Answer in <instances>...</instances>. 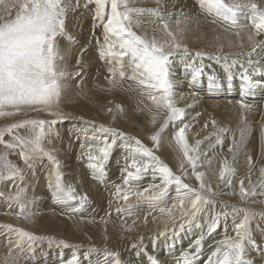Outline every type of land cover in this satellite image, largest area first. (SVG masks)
Masks as SVG:
<instances>
[{
    "label": "rangeland",
    "instance_id": "obj_1",
    "mask_svg": "<svg viewBox=\"0 0 264 264\" xmlns=\"http://www.w3.org/2000/svg\"><path fill=\"white\" fill-rule=\"evenodd\" d=\"M188 1H191V5L196 8L190 11L187 10L186 7L189 5L181 3L186 2V0H159V4L158 0H129V6L142 9H152L159 6L161 15L164 16L165 20L173 23V26L169 27V29L177 33L178 40L183 45L185 44L183 43L184 39H182V34L186 33L184 31L194 27L197 22L202 20L214 22V24L223 27L227 25V27L231 28H233L232 26H238L240 24L250 25L253 23L250 10H242L237 15V24L232 25L230 21L226 22L223 19L208 15L206 12L202 11L196 0ZM226 2L229 4H237V2H239L238 4L241 5L245 3H256L261 9H264V0H226ZM73 3L75 4L76 0H73ZM95 8L96 5L90 2V0H79V7L70 11L66 20V31L74 37V40L70 42L64 37L58 38V45L64 56L63 61L59 62V66L67 73L63 81L64 88L60 102L53 108V112H57L60 115L56 116L45 111L25 109L23 112L15 115L0 116V130H6L9 125L24 120L55 121L53 124L45 125L46 135L42 142L44 150L51 153L59 161L58 172L62 176V182L65 185H71L75 189L77 197H86V201L79 212H70L69 208L77 207L79 200L70 201L67 204H61L55 200L53 192L57 169L47 157L34 159L31 161L33 167L29 168L19 155L21 150L19 147L8 149L4 144H0V154L7 153V159L20 169L23 176L22 179L20 176H17L15 179H0V194H2L0 195V260L5 257L8 250L12 248L14 250V257H17L8 263L4 258V264H69L74 257L76 258L77 264H112V258L106 257L105 253H117L122 264H152L153 259L156 261V264H184L181 255L186 251L190 253L193 252L190 248L185 249L187 248V244H183L182 242L186 240V236L187 238L190 236L189 232H192V234L196 236H193L194 240L200 239L201 237L203 238L199 251H194L195 256L192 257L190 263L208 264L207 262L210 257L213 260L215 259V257H212V253L217 247L221 246L220 242L222 240L226 237L235 238L233 218L231 215H229L227 219L221 215L219 223L212 232L208 231L202 215L198 216L196 222L189 226L187 220L181 216L180 200H176L177 192L175 183L169 185L168 196L159 205V207L170 208L173 203H175L177 207L172 210L171 216L167 213H160L158 209L153 211L146 203L137 206L136 197L132 195H130L127 202L121 201L124 200L123 193L117 194L116 188L119 185L121 189L126 191L128 186L124 184L123 178L127 175L128 171L134 172L135 169L128 167V165L131 164V157L129 155L130 150L123 147L124 141L120 138H117L116 143L110 151L109 159L105 165V176L103 181L99 179L96 180L93 177L92 170L88 166L90 161L87 159L85 153L89 145H92L93 148L101 147L103 146L105 137L108 138L109 143H112L110 133L97 131V128L103 125L106 128L116 129L119 132L124 131L123 133L128 137H135L145 147L151 149L154 155L159 157L164 164L168 165L176 176H180L184 183L196 189L200 187V182L195 179L190 165L183 159L182 153L178 148L176 150L166 148L168 150L172 149L171 151L173 153L169 150L167 153L171 155L165 158L164 154L166 151L162 154L158 151L159 146L154 145L151 137L153 134L160 131L161 125L165 123L168 114L167 109L163 107H160L159 110L155 109L157 106L149 98V95L147 94L146 96L145 94L146 92L149 93L151 90L140 86L133 80L127 79V76L132 75L131 68L129 67V62L131 60L130 53L122 58L126 77L121 79L117 74L115 77L116 83L113 84L109 82L113 78L109 69L117 67V65L114 63L110 64L106 60H102L99 56L97 39H99L101 43L103 42L104 29L100 21L94 19ZM169 12L172 13L171 19L168 18ZM179 12H182L183 15L178 17L177 14ZM185 17L190 18L187 23L184 22ZM177 18L181 20L179 25L181 31H177ZM132 20V30L137 34L146 36L149 39L155 36L160 41L169 39L166 32L164 30L161 31L163 26L156 16L145 12L143 14H134ZM137 21H139V26H137ZM215 46L216 49L219 48L217 47L219 45L215 44ZM263 46L264 43L259 46L260 48H258V50L256 49L257 52L261 53L262 50H264ZM182 52L181 50L177 55L171 58H174V60H172L170 66L175 68L179 67L180 72H182V69L187 68L184 62H182V59L180 65L179 62L175 61V57H183ZM198 52L202 53L201 51ZM217 52L218 51H212L210 49L207 53L211 55L214 53L217 55ZM251 53L252 52L246 55L253 56L254 54ZM203 57L205 60L208 59V61H206L208 66L209 62L214 63V60L210 58V56L203 55ZM185 58L186 57H183L184 60ZM200 59L202 60V58ZM248 59H250V57ZM78 60L80 63H77ZM239 60L242 61V58ZM186 61L188 62V60ZM257 62L259 64L262 63L261 60L258 61L257 59L254 64ZM203 69L206 68H202L201 78L203 73H205ZM218 71L220 70L216 69V66H212L210 70V72L216 73L220 78H218L219 81L223 79V83H225L229 80V76L223 78L221 72L219 73ZM75 73H79V75ZM207 73L209 74V72ZM231 73L235 74L233 71ZM207 77L208 75L205 74L204 78L206 79ZM232 77L235 79L236 75H232ZM202 80L204 81L203 78ZM207 80L206 82L209 81ZM237 82L238 80H236V83ZM220 83L212 87V89L218 91L213 97L209 96L212 95L211 91H209L210 94L208 96H205L207 95L206 88L208 86L196 85L201 89L199 92L194 90V94L197 93L196 99L199 100V98L202 99L203 97L204 99H217L218 95L219 98H222L223 95L227 93H222L223 95L219 93V90L222 89ZM231 88H238L236 92L239 91L241 94L246 91L244 86ZM253 90L257 91V89ZM181 92H183V90H181ZM251 93L252 94L249 92L250 98L246 97L247 100L245 97L244 99L242 98L245 100L244 102H258L259 100L264 102V93L256 94L255 91ZM152 94L158 95L156 92H152ZM131 97L134 99L133 107L127 105L130 103ZM176 98L177 95L172 91V102H174ZM230 98L233 97L230 96ZM233 99L234 101L239 100V98ZM194 102L196 101H191L190 103L194 105ZM241 103V101L233 102V104L231 103L232 108L239 107ZM145 104L148 108L144 106ZM127 106L128 110L132 109L134 112L133 117L128 120L123 118L127 113ZM185 110L186 109H184L183 116L180 119L175 122H169L168 126L164 128L163 131L167 129V133L173 134L174 131L176 133L181 125L179 120L185 117ZM146 113H148L147 115L149 116H147ZM162 116L165 117L163 118ZM228 117L229 121L234 119L233 117L231 118V116ZM116 118L124 119L125 125H120L121 122H117L115 120ZM120 119L118 121H121ZM238 122L239 120L229 123L228 120L226 121L224 115L220 123H218L219 128H224L225 125V128L229 129V131L224 134L223 139L226 137L224 139L225 141L223 140V143L220 144L224 145V147L217 148L218 144H215L214 147H209V149L207 148L209 143L203 142L199 148L201 153H210V155L201 156V158L203 157V161L197 162V171H203L205 184L210 185L216 193L213 197L216 201V207L214 209L216 213H220L225 209L230 212L233 206L246 207L254 209L257 212L264 211V195L260 194V189H257V195L250 197L251 200L256 201V203L251 202L249 200L250 198H248L246 202H242L240 199V182L243 181V186L248 188L249 179L256 182L260 176V169L264 167V158L261 155L264 151V147H262L263 145L259 146V151L255 150L257 152H254L256 153L255 156L250 151L240 149L235 160H233L229 148L233 144V137L239 136L238 129L244 124V122L241 124H238ZM143 123H145L147 127L140 129L143 128ZM198 124L201 123L199 122ZM163 131L160 132V135ZM254 131L255 129H250L249 136H252ZM14 135L27 137L29 135V129H15L12 134L5 131L3 139L6 143L13 142ZM187 141L191 147H195L189 140ZM167 142L169 145L171 144L170 140ZM211 142H214V140H211ZM227 150L229 151L228 154L225 153ZM246 155L252 157L251 166L249 165ZM244 156L245 158H243ZM137 160L142 163L147 161L148 158L138 155ZM224 160H228L235 168V173L231 177V186H228L219 178L220 165ZM181 165H183V168ZM50 172L51 176L49 175ZM81 179L87 182L83 186L81 185ZM215 182L217 186L213 184ZM153 184L160 185L161 180L159 174L157 173L154 175L151 168H149L146 173L142 174L139 181L131 182V188L133 191L142 190ZM20 190H22V195L20 201L17 202L13 198ZM45 194H48V196L45 197ZM114 195L116 197H114ZM28 197H31V201L29 200L26 202L25 200ZM20 204L25 205L24 210L27 213H32L34 215V220L30 223L33 225H26V222L24 223L18 218L17 214L21 213V208H19ZM129 204L133 205L131 216L127 214V211L117 212L118 208L127 209ZM187 206L188 201L185 200L184 210H187ZM208 210H211V206H209ZM78 214L80 218H83V224L85 228L87 227L88 229L87 234L83 231H79V224L75 221L77 220L76 218L78 216L76 215ZM43 218H45L47 223L59 219L61 223L57 220V224L61 225V227H59L60 229L56 230L57 227L47 228L43 226L41 223ZM240 218H242V216ZM14 219H16L17 223L13 222ZM236 222H239V218ZM197 223L201 224L202 227H197ZM257 223L260 224L259 228L256 226ZM181 224H184L183 230L180 229ZM73 226L76 227L74 228ZM125 228L129 230L128 234L124 233ZM16 229H22L36 237V239L29 240L27 237H21L19 232L15 231ZM261 229H264V221H260L259 217H257L252 221V236L257 246L245 245L244 256L250 264H264V232H262ZM160 233H165V235H160ZM89 234H91L92 238L89 237ZM134 236L137 238L136 241L140 243L141 248L132 250V243L131 245L128 244H130ZM150 238H154L153 241L155 242H148L147 240ZM180 248H183L185 251H181ZM176 251L179 253H176ZM138 252L140 253L139 255H137ZM163 252L165 253L163 254ZM160 254L162 257H166L163 260L158 259L160 258ZM201 256H205L206 259ZM1 261L0 264L2 263Z\"/></svg>",
    "mask_w": 264,
    "mask_h": 264
},
{
    "label": "snow or ice",
    "instance_id": "obj_2",
    "mask_svg": "<svg viewBox=\"0 0 264 264\" xmlns=\"http://www.w3.org/2000/svg\"><path fill=\"white\" fill-rule=\"evenodd\" d=\"M96 5L95 20L100 21L103 26V42L97 39L99 46V56L102 60H106L110 64L114 63L117 67H112L109 71L112 74L110 83L115 84L117 74L121 79L126 77L122 58L126 54H131L129 67L132 75L127 76V79L137 82L140 86L150 89L149 98L158 107L167 109V117L165 123L161 125L160 131L154 134L151 139L154 145L159 144L160 132L168 126L169 122H175L183 116L184 109L174 106L172 102L173 82L170 79V66L172 57L177 55L181 50L183 57L189 55L186 45L179 42L176 32L169 29V25L164 16L161 15L160 7L152 9H142L130 7L129 0H90ZM200 9L208 15L215 16L230 21L232 25L237 24V15L242 10H250L253 24L257 34L264 33V9H261L256 3H245L243 5L232 3L229 4L226 0H198ZM159 4V0H158ZM79 7V0L73 3V0H0V116H11L23 112L25 109L34 111H45L51 115L59 116L57 112H53V108L60 102L62 91L64 88L65 73L59 66V62L63 61L64 56L58 45V38L64 37L68 41H73L74 37L66 31V20L70 11ZM150 13L157 17L163 26L164 31L169 39L160 41L155 36L151 39L146 36H141L132 30V16L134 14ZM183 13H178L177 16H182ZM172 13H168V18L171 19ZM190 18L185 17L184 22L187 23ZM181 20L177 18V31ZM139 26V21H137ZM253 37L249 36V40ZM255 51V44L253 47ZM204 53L197 52L196 57H202ZM182 57L185 67L192 68V82H195L201 74L202 67H196L194 61L187 62ZM219 62V57H212ZM77 63H80L78 60ZM236 61L231 64L225 60L224 67L226 70L236 66ZM251 67L252 61L249 60ZM242 72V80L246 82L247 89H255L264 87V83L254 81L248 75V69L240 65ZM252 72L264 71V69L252 68ZM79 75V73H75ZM229 79L231 74L229 73ZM152 92H162V95L156 96ZM242 94H247L242 93ZM242 108H251V105H244ZM111 111V110H109ZM55 121L44 120H24L19 123L11 124L6 130H0V144H4L8 149L19 147L20 157L25 164L32 168L33 161L36 158L47 157L53 165L56 166L57 172L55 175L54 198L58 203L67 204L70 201L79 200L77 207H70V212H79L86 197H77L75 189L71 185H65L62 182V176L58 172L59 161L51 154L44 150L43 140L46 135L45 125L53 124ZM215 126V121L212 122ZM207 126V125H206ZM189 125L180 127L174 134V141L178 150L182 153V157L191 167V171L195 179L200 182L199 189L191 187L184 183L180 176H176L168 165L164 164L159 157L155 156L151 149L145 147L135 137H128L125 133L119 132L116 129L106 128L103 125L97 128V131L110 133L112 143L108 142L105 137L103 146L93 148L89 145L85 155L90 161L89 168L92 170L93 177L103 181L105 176V165L109 159L110 151L116 143L117 138L124 141L123 147L129 149L131 157L130 168L135 171H128L123 178L124 184L128 186L127 190L121 189L118 185L116 188L117 194L123 193V199L128 201L129 196H135L137 206L146 203L153 210L160 213L172 215V210L176 208L173 203L172 207L165 208L159 205L168 196V187L175 183L177 199L180 200L181 216L185 218L191 226L196 222L198 216L202 215L209 232H212L219 223L221 215L227 219L229 215L233 218L235 238L226 237L220 242L221 246L217 247L212 253L213 260L209 258L208 264H250L245 259V245L256 247V241L252 236V221L259 217L260 221H264V211L257 212L254 209L246 207L233 206L231 211L222 210L220 213L214 211L216 201L214 196L216 193L210 185L204 182V173L197 171V162L202 155L199 151L201 140L195 142V147H191L186 139L185 132ZM28 128L29 135L27 137L13 136V142L6 143L3 139L4 132L12 134L13 130ZM50 130V128H49ZM229 129L219 128L211 135L215 136V144L223 143V136ZM238 138L233 137V144L229 148L232 153L233 160L244 147L250 130L247 122L238 129ZM262 140H264V129L261 130ZM210 137H205V140ZM215 145L210 144L209 147ZM147 157L148 160L140 162L137 156ZM150 161V162H149ZM249 165L252 164V157H248ZM183 168V165H181ZM151 168L153 174H159L161 184L149 185L142 190L133 191L131 182L139 181L143 173H146ZM235 173V168L228 160L221 162L219 178L228 186H231V177ZM51 176V172L49 173ZM17 176L23 178L20 169L7 159V153L0 154V179H15ZM257 189L261 190L264 195V167L260 169V176L256 182L249 179V187L243 186V181L240 182V199L246 202L248 198L257 195ZM2 195V194H0ZM22 190L18 191L13 198L17 202L20 201ZM188 201L187 210H184V202ZM211 206V210H208ZM21 212L24 211L25 205L20 204ZM133 205L129 204L127 209L118 208L117 212L127 211L129 216L132 215ZM242 216V218H240ZM239 218V222L236 220ZM197 227H202L197 223ZM258 228L260 224L256 225ZM184 224L180 225L183 230ZM21 237H27L29 240H35L36 237L22 229H16ZM175 231V230H174ZM264 232V229H261ZM165 235V233H160ZM202 237L195 241V247L199 251ZM155 242V241H153ZM134 248L138 247L133 245ZM140 253L138 252L137 255ZM106 257L112 258V264H122L117 253H105ZM194 253L185 252L181 259L184 264H190ZM152 259V258H150ZM69 264H77L74 257ZM152 264H156L153 259Z\"/></svg>",
    "mask_w": 264,
    "mask_h": 264
},
{
    "label": "bare ground",
    "instance_id": "obj_3",
    "mask_svg": "<svg viewBox=\"0 0 264 264\" xmlns=\"http://www.w3.org/2000/svg\"><path fill=\"white\" fill-rule=\"evenodd\" d=\"M193 1V0H192ZM198 2V0H196ZM181 3H184V4H187L189 5L188 7H186L187 10H193L195 9L196 7H194L193 5H191V1H188L186 0V2H181ZM239 2H237L238 4ZM231 4V3H230ZM179 5V4H178ZM263 6V5H262ZM264 7V6H263ZM179 13H182V12H179ZM169 27H172L173 26V23L172 22H167ZM252 23V22H251ZM233 28L231 27H223L221 25H218V24H214V22H208V21H199L195 24L194 27L192 28H188L186 29L184 32V34H182V39H184L183 43L185 45H187V48H188V51H189V55L185 58V60H188V62H193L195 63V66L196 67H205L206 69H203L205 71V73H203V76L202 78L204 79V81L202 80V78L200 77L201 74L198 76L197 80L195 82H192V68H186V69H182V72H180V68L177 67H170V79L171 81L173 82V93H175L177 95V98L175 99V101L173 102L174 105L178 108H183V109H186L185 111V117L184 119L182 118L181 120H179V123L181 124L179 126L180 127H183L184 125H189V127L186 129V132H185V136H186V139L189 140L192 145L195 146V142L197 140H201L202 143H209L208 144V147L209 148V145L210 144H213L215 145V136H212L211 134L215 131H217V129H219V125L218 123H220V121L222 120V117H224L225 115V118H226V121L228 120L229 123H232L235 122L236 120H239L238 124H241L242 122H247L248 126H249V130L250 129H255L254 131V134L252 136H248L247 140H246V143L244 145V147H242L241 149H245L246 151H250L252 152V154L255 156L256 153L254 152H257L259 151L261 145H263L262 147H264V140H262V133H261V130L264 129V102L259 100L258 102H244L246 97H249L250 94H252L251 92L252 91H255L256 94H263L264 93V87H258V88H255L257 89L256 90H253V89H247L246 88V82L244 80H242L241 76H242V72L243 70L241 69L240 65H243L244 68H247L249 71H248V75L254 80V81H260L261 83H264V71H260V72H252V68H260V69H264V50H262L261 53L257 52L258 48H260L259 46L261 44L264 43V40H263V37H264V33H260V34H257L256 32V29L254 27V24H250V25H244V24H240L238 26H232ZM163 27L161 29V31H163ZM249 36H252L253 39L252 40H249ZM216 45H219L217 47L219 48H215ZM254 44H255V52L253 51V47H254ZM191 46V47H190ZM215 46V47H214ZM192 48V49H190ZM262 48V47H261ZM264 48V46H263ZM262 48V49H263ZM214 50V51H218L217 52V55L213 53V55H211L210 53H207L209 52V50ZM257 49V50H256ZM198 51H201L202 53H204L206 56H210V58L212 57H219V62H217L216 59L212 58L214 60V64L213 62H209V66H208V63L204 59V57H196V53ZM207 51V52H205ZM250 52H252L251 54H254L253 56H248L246 54H249ZM212 53V52H211ZM216 53V52H215ZM183 54V52H182ZM243 54V55H241ZM246 55V56H245ZM180 56V55H179ZM245 56V57H244ZM250 57V59H248ZM68 58V57H67ZM176 58V62H179V65L181 64V59L182 57H175ZM202 58V60L200 59ZM242 58V61H240L239 59ZM258 59L262 61V63H255L254 62ZM174 60V58L172 59ZM225 60L228 62V64H231V62L233 60H235L237 63H236V66L235 67H231L230 69L226 70L225 67H224V63H225ZM249 60L252 61V65L251 67L249 66ZM178 65V66H179ZM212 66H216V69L220 70L218 71L219 73L221 72V75L222 77L226 78V76H229V73L231 74V79H228V83L227 81L225 83L224 80H218V76L216 75V73L214 72H210ZM202 67V68H203ZM258 68V69H259ZM234 72L235 74L231 73V72ZM209 72V74L207 73ZM205 74L208 75V77L205 79L204 76ZM232 75H236L235 79L232 77ZM221 77V76H220ZM238 78V79H236ZM209 81H208V80ZM220 79V78H219ZM206 80L208 82H206ZM217 80V81H216ZM236 80H238V82L236 83ZM221 82V83H220ZM221 84L222 85V89L219 90V93H227L225 95H223L222 98H219L217 96V99H212V98H208V99H204V97L201 99L199 98V100L196 99V94H194V90H196V92L198 91H201L200 88H198V86L196 85H199V86H208L206 88V92H207V95L205 96H208L210 94L209 91H211V94L212 95H209L211 97H213L218 91L216 89H212V87L216 86V84ZM243 83V85H242ZM242 87L244 86L246 89V95L245 94H241V92H236L238 90V88H231V87ZM211 87V88H210ZM198 88V90H197ZM103 90V89H102ZM181 90H183V92H181ZM236 92V93H235ZM250 92V94H249ZM158 95L157 96H160L162 95L161 93L162 92H156ZM243 93V92H242ZM146 96L147 94L149 95L148 92L145 93ZM229 94V95H228ZM119 95V94H118ZM113 96V95H112ZM122 96V95H121ZM203 96V95H202ZM233 97V98H239L238 101H241L244 105H251V108H242L241 107V104L239 107L237 108H232V104L233 102H238V101H234L233 98H230ZM99 97V96H98ZM123 97V96H122ZM112 98V97H111ZM124 98V97H123ZM122 98V99H123ZM130 98V97H129ZM243 98V99H242ZM250 98V97H249ZM254 98V97H253ZM114 99V98H113ZM108 100V99H107ZM247 100V99H246ZM193 102V101H196L194 102V105L190 102ZM133 102H134V99L131 97V101L130 103H128L127 105L133 107ZM232 103V104H231ZM82 105V104H81ZM146 108H148L146 106V104L144 105ZM198 106V107H197ZM240 108V109H238ZM125 109V108H124ZM127 109V113L124 115L123 118H125L126 120L130 119L131 117H133L134 115V112L132 109H129L128 110V106L126 107ZM155 109H158L159 108H155ZM148 111V110H147ZM156 111V110H155ZM141 112V111H140ZM158 112V111H157ZM156 112V113H157ZM160 113V112H159ZM148 113H146L147 115ZM153 114V113H152ZM163 114V113H162ZM145 115V114H144ZM158 115V114H157ZM156 115V116H157ZM108 116V115H107ZM126 116V117H125ZM149 116V115H147ZM155 116V117H156ZM228 116H231V118L233 117L234 119H232L231 121H229V117ZM163 117V116H162ZM165 117V116H164ZM163 117V118H164ZM104 118V117H103ZM107 118V117H106ZM152 118V117H151ZM158 118V117H157ZM120 119V118H119ZM119 119H115L117 122H121L120 125H123L125 122H124V119H120L121 121H118ZM206 119V120H204ZM125 120V121H126ZM150 120V119H149ZM155 120V119H154ZM157 121V120H156ZM213 121H215V126L213 125ZM155 122V121H154ZM201 123V124H198V123ZM203 122V124H202ZM71 123V122H70ZM128 123V122H127ZM163 123V122H162ZM125 125V124H124ZM207 125V126H206ZM156 126V125H155ZM214 126V127H213ZM145 127H147V125L145 123H143V128H140V129H144ZM123 128V127H122ZM224 128H225V125H224ZM125 129V128H124ZM130 129V128H129ZM136 129V128H135ZM150 129V127H149ZM157 129V128H156ZM159 129V128H158ZM154 130V129H153ZM146 131V130H145ZM172 131V129H171ZM124 132V131H123ZM137 132V131H136ZM142 132V131H141ZM148 132V131H147ZM146 132V133H147ZM173 132V131H172ZM171 132V133H172ZM145 133V132H144ZM143 133V134H144ZM145 133V134H146ZM140 134V132H139ZM148 134V133H147ZM173 134H175V131L173 132ZM173 134H170V133H167V129H165L163 131V133L160 135V143H159V150L160 153H164L165 151V158H168L169 155H171L170 153H167L169 150L166 149V148H172L173 150H176L177 149V146L175 144V141L173 139ZM154 135V134H153ZM172 137H171V136ZM147 137V136H146ZM205 137H210V139H207L205 140ZM224 137V136H223ZM226 138V137H225ZM224 138V139H225ZM236 138H238V136H236ZM146 139V138H145ZM223 139V140H224ZM228 139V138H227ZM230 139V138H229ZM232 139V138H231ZM150 140V139H149ZM168 140H170V145L168 144ZM211 140H214V142H211ZM225 141V140H224ZM225 143V142H224ZM232 143V142H231ZM204 146V144H203ZM232 146V145H231ZM218 147H224V145H220L218 144L217 145V148ZM257 147V148H255ZM259 147V148H258ZM67 148V147H66ZM206 148V149H207ZM212 148V147H211ZM68 149V148H67ZM66 149V150H67ZM171 149V150H172ZM210 149V148H209ZM170 150V151H171ZM257 150V151H255ZM211 151V150H210ZM209 152V151H208ZM212 152V151H211ZM159 153V152H158ZM171 153H173L171 151ZM226 154L229 153V151L227 150L225 152ZM161 154V155H162ZM232 153L230 152V155ZM258 154V153H257ZM206 155H210V153H207ZM261 155L263 156L264 158V151L261 153ZM163 156V155H162ZM260 156V157H262ZM212 157V156H211ZM246 157H248V155H246ZM164 158V157H163ZM245 158V156L243 157ZM258 158V157H257ZM261 159V158H260ZM211 160V159H210ZM200 162L203 161V157L199 160ZM205 161V159H204ZM262 161V159H261ZM210 162V161H209ZM264 162V161H263ZM203 168V167H202ZM203 172V171H202ZM255 173V172H254ZM88 175V174H87ZM17 178V177H16ZM97 180V179H96ZM95 180V181H96ZM99 181V180H98ZM101 181V180H100ZM215 181V180H214ZM85 183H87L86 181H84L83 179H81V185L83 186ZM214 185L217 186V183H213ZM245 184V183H244ZM249 186V185H248ZM216 188V187H215ZM15 191V190H14ZM50 191V190H49ZM53 191V189H52ZM51 191V192H52ZM31 192V191H30ZM92 192V190H91ZM50 193V192H49ZM11 194V193H10ZM16 195V194H15ZM98 195V193H97ZM229 195V194H227ZM48 194L46 195L45 194V197H47ZM114 197H116L114 195ZM130 197V196H129ZM218 198V197H217ZM31 201V197H28L26 198V202L28 201ZM132 200V199H131ZM173 200V199H172ZM175 200V199H174ZM178 200V199H176ZM251 202L253 203H256V201H252L251 198L249 199ZM121 201H124V200H121ZM39 202V201H38ZM45 202V201H43ZM176 202V201H175ZM264 202V201H263ZM165 204V203H164ZM179 204V202H178ZM142 205V204H141ZM140 206V205H139ZM147 206V205H146ZM177 207V206H176ZM20 208V206H19ZM46 209V208H45ZM84 209V208H83ZM20 212H21V209H20ZM27 212L24 210L23 212L17 214L18 218L20 219V221L22 222H26V225H33V224H30L33 222L34 220V215L32 213H27ZM42 215V214H41ZM40 215V216H41ZM45 215V214H44ZM78 216L75 220L78 224H79V231H83L84 233L87 234L88 232V229L87 227L85 228V225L83 224L84 221H82L83 218H80L79 217V214L76 215ZM7 218V217H6ZM50 218V217H49ZM122 218V217H121ZM42 219V218H41ZM53 219V217H52ZM56 221L54 222H49L47 223V221L45 220V218H43V220L41 221V223L43 224V226L45 227H50V228H56V230H59L61 227V225L57 224L58 221H60L59 219H55ZM58 220V221H57ZM53 221V220H52ZM203 221V220H202ZM14 223L16 221V219H14L13 221ZM61 223V221H60ZM41 224V225H42ZM89 224V223H88ZM39 225V224H38ZM58 225V226H57ZM207 225V224H206ZM77 226V225H76ZM75 226V227H76ZM176 226V225H175ZM74 227V226H73ZM74 227V228H75ZM178 227V226H177ZM176 227V228H177ZM78 229V228H76ZM83 229V230H82ZM91 229V228H90ZM132 229V228H131ZM128 231L126 228L124 229V233L125 234H128ZM131 231V230H130ZM92 232V231H91ZM130 233V232H129ZM190 233V236L187 238L186 236V240H184L182 243L183 244H187V248L185 249H188L190 248V250L194 253V251H197L196 247H195V241L197 239L194 240V237H196L194 234H192V232H189ZM78 235V234H77ZM84 235V234H83ZM94 236V234H93ZM98 236V235H97ZM194 236V237H193ZM89 237L92 238L91 234H89ZM154 237V236H152ZM88 238V236H87ZM203 238V237H202ZM137 238L134 236L132 238V241L130 242V244L128 245H131L132 243V250H135V249H139L141 248L140 246V243L138 241H136ZM154 240V238H150L149 240H147L148 242H152ZM126 242V241H125ZM124 242V243H125ZM127 244V242H126ZM133 245H137L138 247L134 248ZM175 246V245H173ZM181 251H185L183 250V248H180ZM178 251H176L177 253ZM187 252V251H186ZM165 252H163L164 254ZM179 253V252H178ZM253 253V252H252ZM14 250L12 248H10L6 254L5 257H3L0 261L3 263L5 261H7V263L9 261H11L12 259H15L17 256L14 257ZM199 254V253H198ZM180 255V254H179ZM202 255V254H201ZM205 255V254H204ZM182 256V255H181ZM195 256V255H194ZM166 256H161L160 254V258L158 259H161L163 260ZM201 257H205V256H201ZM253 257V255H252ZM5 258V261H3V259ZM198 258V257H197ZM196 258V259H197ZM194 259V258H193ZM206 259V257H205ZM204 259V260H205ZM258 259V258H257ZM198 260V259H197ZM203 260V261H204ZM202 261V262H203ZM201 262V261H200ZM1 263V264H2ZM208 263V262H207ZM4 264V263H3ZM191 264V263H190Z\"/></svg>",
    "mask_w": 264,
    "mask_h": 264
}]
</instances>
